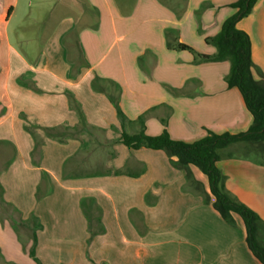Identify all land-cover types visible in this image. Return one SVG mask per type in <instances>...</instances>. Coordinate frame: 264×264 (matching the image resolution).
Instances as JSON below:
<instances>
[{
  "label": "crops",
  "instance_id": "obj_1",
  "mask_svg": "<svg viewBox=\"0 0 264 264\" xmlns=\"http://www.w3.org/2000/svg\"><path fill=\"white\" fill-rule=\"evenodd\" d=\"M236 1L0 0V264H36L33 234L40 264H261L196 167L121 142L122 132L193 143L248 130L229 63L197 58L214 55L206 39ZM236 27L264 85V0ZM254 147L218 150L216 166L264 222Z\"/></svg>",
  "mask_w": 264,
  "mask_h": 264
},
{
  "label": "trees",
  "instance_id": "obj_2",
  "mask_svg": "<svg viewBox=\"0 0 264 264\" xmlns=\"http://www.w3.org/2000/svg\"><path fill=\"white\" fill-rule=\"evenodd\" d=\"M256 2L257 0H237L230 4L229 7L236 8L237 13L223 22L217 35L206 39V43L214 46V55H197L200 62L229 63L225 82L228 88H236L240 92L246 109L252 115V123L248 130L238 135L228 133L216 135L208 132L204 138L193 143L173 140L165 130L157 136H148L143 131L135 135L122 132L121 142L131 149L145 147L163 151L168 157L176 158L172 165L177 169L187 171L190 166L196 167L207 180L214 198V209L230 225H233L231 214L240 217L245 228L248 248L254 257L264 264V222L226 190L225 176L216 166L217 151L235 143H250L260 152H264V85L253 77L250 38L236 27L240 19L252 12ZM167 47L193 52L190 47L178 43H168ZM35 242L33 234L28 254L36 264H40L35 258Z\"/></svg>",
  "mask_w": 264,
  "mask_h": 264
},
{
  "label": "rangeland",
  "instance_id": "obj_3",
  "mask_svg": "<svg viewBox=\"0 0 264 264\" xmlns=\"http://www.w3.org/2000/svg\"><path fill=\"white\" fill-rule=\"evenodd\" d=\"M253 151L260 153V158L262 159V155H261L262 152H260L259 150H257V147H254V150H253ZM258 153H257V154H258ZM256 157H257V156H256Z\"/></svg>",
  "mask_w": 264,
  "mask_h": 264
}]
</instances>
